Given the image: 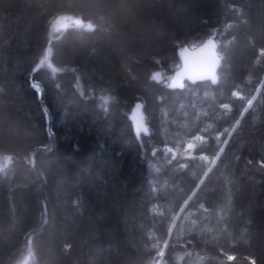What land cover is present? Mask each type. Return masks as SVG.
<instances>
[{
	"label": "trees",
	"instance_id": "trees-1",
	"mask_svg": "<svg viewBox=\"0 0 264 264\" xmlns=\"http://www.w3.org/2000/svg\"><path fill=\"white\" fill-rule=\"evenodd\" d=\"M63 19L78 24L55 29ZM209 38L217 81L168 89L177 51ZM195 135L207 140L192 157L164 155ZM252 261L264 264V0H0V264Z\"/></svg>",
	"mask_w": 264,
	"mask_h": 264
},
{
	"label": "water",
	"instance_id": "water-1",
	"mask_svg": "<svg viewBox=\"0 0 264 264\" xmlns=\"http://www.w3.org/2000/svg\"><path fill=\"white\" fill-rule=\"evenodd\" d=\"M216 48V41L209 38L195 48L184 46L179 49L176 55L180 64L169 79L167 88L180 90L185 83L196 84L207 81L213 83V78L217 81L220 58ZM153 78L158 83L162 82L161 74H155ZM130 121L137 139L149 135L142 103L138 102L134 105Z\"/></svg>",
	"mask_w": 264,
	"mask_h": 264
},
{
	"label": "rangeland",
	"instance_id": "rangeland-1",
	"mask_svg": "<svg viewBox=\"0 0 264 264\" xmlns=\"http://www.w3.org/2000/svg\"><path fill=\"white\" fill-rule=\"evenodd\" d=\"M68 24H78V23H76L75 21H70V20L67 21V20L63 19V20L59 21L55 25V29H56V27H59L60 28V27H64L65 25H68ZM232 96L234 97V99H239V100L243 99L242 95H240L238 92L232 93ZM220 109H221L220 110L221 112L222 111L223 112H229V109L226 108V106H222ZM218 115H217L216 112H215V114L214 113L212 114V116H213V122L217 121ZM210 131H211V127L208 126V125L204 129L203 128L201 129V133H204V134H207V135H213ZM221 137H222V134H217L214 137L215 138V141H218L219 139H221ZM206 140L207 139L203 138L202 135H195L194 137L189 138L186 141V143L184 145V148L180 152H177V151L171 152L169 149H164V155L172 154V158L175 157L176 155H180L183 158H185V157H192L193 156V150H194V148L197 147L198 145H201ZM200 158L203 159L205 162H208L209 161L205 156H200Z\"/></svg>",
	"mask_w": 264,
	"mask_h": 264
},
{
	"label": "snow or ice",
	"instance_id": "snow-or-ice-1",
	"mask_svg": "<svg viewBox=\"0 0 264 264\" xmlns=\"http://www.w3.org/2000/svg\"><path fill=\"white\" fill-rule=\"evenodd\" d=\"M228 259H229V260H234V259H235V257H234V256H229V257H228ZM251 264H255V262H254V261H252V262H251Z\"/></svg>",
	"mask_w": 264,
	"mask_h": 264
},
{
	"label": "clouds",
	"instance_id": "clouds-1",
	"mask_svg": "<svg viewBox=\"0 0 264 264\" xmlns=\"http://www.w3.org/2000/svg\"><path fill=\"white\" fill-rule=\"evenodd\" d=\"M212 82H213V83H215V82H216L214 78H213Z\"/></svg>",
	"mask_w": 264,
	"mask_h": 264
}]
</instances>
